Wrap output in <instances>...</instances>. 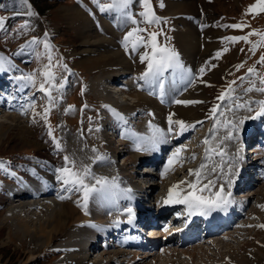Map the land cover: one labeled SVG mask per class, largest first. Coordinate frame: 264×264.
<instances>
[{
	"label": "rangeland",
	"instance_id": "1",
	"mask_svg": "<svg viewBox=\"0 0 264 264\" xmlns=\"http://www.w3.org/2000/svg\"><path fill=\"white\" fill-rule=\"evenodd\" d=\"M150 2L155 15L161 18V24L159 25H149L144 22V18L140 15L141 12L145 11L143 0H132L126 10L113 8L105 11H101V6L112 3V0H100L99 5L94 3L93 0H27V3H24L23 0H0V16L6 18L5 25L0 30V57L4 58L3 68L5 67L8 70L10 68L16 69L22 76L33 72L37 73V88L42 78L39 70L48 63L47 55L49 52L54 57L53 63L58 61L61 65H67L69 70L64 71L62 68L53 69L58 77L57 83L61 82V78L64 82V88L61 90L62 98L61 93L53 92V95L58 97V99L57 103L51 106L48 120L53 135L60 143V149L55 146L49 136V128L45 121L40 116H36V122H33V110L27 108L28 104L35 102V112L42 113L44 108L48 106V101L44 93L38 91L37 88H33L27 81L22 80L25 91L23 99L26 102L24 103V100H20L24 106L20 111L18 110L19 113L17 111L7 112L9 115L0 113V120H5L4 122L6 123L3 128H9V126L13 128L8 131L10 138L0 143V162L4 165V167L0 168V264H57L53 254L55 245L43 248L40 243H37V240V242L31 241L28 236L23 234L17 220L14 218L16 216L17 218L37 223L41 218L42 220L49 218L50 210L59 206L61 199H58L57 191V195H49V193L47 198H33L34 185L39 184V180L35 179V177L46 173L47 169L51 168L52 163L58 168L64 167V157L68 156L75 162L77 170L87 167L90 171H92V168L99 171L102 165L110 166L111 168L103 167L104 172L100 173L103 177L124 176L123 186L134 189L135 193L138 189H143L142 192L146 190L145 194H147L151 193L153 189L152 196H149L151 200H149L147 205L152 206L156 211L162 205V202L168 198L169 190L173 188V185L179 184L175 191L179 192L181 196L187 194L190 189L188 184L196 177L189 174L190 169L200 170L202 163L207 164L206 170L208 167L209 170L212 169L213 159H211V154H208L210 157L208 160L204 161L201 158V153L208 149L204 143L206 138L209 140L211 136L212 144L214 140L219 141V130L223 128L224 124L227 133L230 132L228 134L232 138L222 141L227 144V146L225 145V148L227 147L226 152H232L238 145L236 141L238 137L240 138L242 126L247 122L250 123L256 120V114L261 111V105L255 102L264 101V92L256 90L245 92V89L253 85L255 88H264V84L261 83V79L264 78V63H259L261 55H264V43L260 42L261 35H264V12L248 11L249 6L256 4L257 0H150ZM215 16L218 19L221 18L222 22H216ZM129 17L137 20L139 22L138 25L133 24ZM234 24H241L243 27L239 29L225 27V25ZM102 25L105 27L102 28ZM183 25L187 32L191 33V36L186 34L184 39H182V33H185L183 32ZM135 27L147 28L148 32H161L162 30V34L157 36V43L160 46L174 49L179 54V60L183 64V70L170 69L169 72L163 74V84L165 86L170 84L169 86L173 91L169 95V103L162 106L156 102V108L153 107L154 110L150 113L146 112L144 117L148 116L147 120H159L158 117L161 119L163 117L162 123L157 122V124L164 127L168 115L172 113L167 112L168 114H163V116L161 114L162 111L176 108L179 104L175 101L179 98L190 94L187 97L188 100L185 98L182 101H202V103L180 104L187 105L188 108L193 107H191L192 109L189 112H179L180 116L176 115L178 111L174 112L173 120H183L186 124L195 125V132L191 133L184 142H179V147L173 143L166 145L165 143L168 141L166 137L159 140V144L171 147L166 157H173V162L176 163H172L173 169L168 173H162V170L166 166L168 167L167 163L163 161L156 165L150 164L148 166L139 163L136 168L127 166L125 160L128 157H126L124 152L125 156L123 153L118 155L112 152L115 148L119 149L120 152L123 149L122 146L118 145V143L123 142L120 137H117L119 132L116 131L114 133L108 130L109 128H101L104 125L117 127L116 129H122L123 127L122 124L115 120L116 118L109 108L105 107L108 106L106 103L110 106L116 105L117 112L119 114L123 113L126 120L128 117L140 129L145 128L147 120H142L144 118L142 116L144 109L132 106L134 103L136 105L139 103L138 98L133 95L136 93L144 94L148 97L150 95V98H153L154 101L159 100L162 95L157 90L155 91L158 82H153L152 84L139 79L141 74L147 69V61L141 63L140 57L145 52L151 54L150 47H139L132 52L130 46L126 51L123 44H119L118 47L114 48L110 45L108 47L111 48L106 47L107 49H105L102 46L103 43L95 44L94 42L105 36L109 39H113L114 36L116 38L119 37V42H122L126 34ZM224 28H227L230 33L223 35L222 30ZM103 29L110 30V32L105 35ZM148 32L141 33L146 40H148ZM250 33L257 34L249 35ZM233 36H248L249 42L243 40L232 42L222 39ZM34 38L37 43L29 45V42ZM85 40L92 43L84 44ZM44 41L51 45L50 50H46L43 47ZM192 41L195 46H189ZM180 42L184 45L183 47L180 46ZM197 42H199L198 47H196ZM185 43L188 47H185ZM254 44L257 45L255 52L252 51ZM185 48L186 51L184 52ZM225 48L228 51L225 52ZM88 49L93 51H88ZM106 50L122 52L124 59L131 64V67L127 70L128 72H125L127 74L125 77H123L124 63L111 65L98 60L101 55L107 52ZM217 52L221 53L219 57L216 56ZM241 64H243V67L238 69L237 65ZM201 67L205 69L204 73L199 71ZM250 67L254 68L257 74H249L248 69ZM188 69L191 70L192 78L187 81L185 70ZM109 76H113V79H109ZM241 77H244V79L241 80ZM120 78L123 82H126V87L123 88L122 84L117 83ZM233 80L236 81L235 84L231 83ZM45 86L47 87V85ZM129 87L136 88L135 94ZM121 88L124 91L119 92L118 90ZM229 88L235 89V91L230 92L224 101L218 100L217 97L221 93L228 91ZM131 91L133 94H131ZM194 94L195 97L191 98ZM116 98L119 102H116ZM242 104L246 106L238 107ZM144 105H146L147 111L153 106ZM216 105H220V107L215 117L210 118V110ZM72 106H74V110H70ZM249 106L252 108L251 112L249 111ZM26 108V114H22L21 111L25 112ZM13 112L18 115L11 114ZM10 115L16 116L21 120L20 122L22 123L20 125L29 130L26 135L24 134L23 136L19 131V127H15L16 125L5 117ZM130 115H133V118ZM226 116H228V119ZM260 116L264 117V115ZM241 120H243V123H241ZM200 121L203 123H197ZM221 122L224 123L222 124ZM166 126L167 128L169 127V125ZM216 127L218 128V133ZM131 128L132 130L135 129V127ZM208 130H213V133L210 134ZM172 132L170 139L177 136L176 130H172ZM145 135L148 138L151 137L148 131L145 132ZM22 136L26 138L24 141L18 138ZM89 137L92 143L87 144L85 139L87 140ZM75 140L79 144V149H83H80L81 151H89L91 156L96 155L95 163L94 161L91 162L92 166H90V163L84 162L85 166L83 162H81L83 166L80 163L81 158L84 156L78 152L79 149L78 151L73 149L75 148L73 144ZM163 141L166 142L164 143ZM213 147L212 149L216 150ZM109 148H112V151ZM179 148L181 150L177 152ZM131 154L133 155L132 157L137 155L134 152H131ZM138 155V157L141 156V154ZM98 156H103L106 159L98 160ZM193 156H195V159H193ZM128 162L130 161L128 160ZM214 162L217 164L216 161ZM224 164L228 166V169L229 165H232L230 168L234 166V163L231 162ZM15 171H19L20 174L26 177L24 179L27 182L22 181V183L25 182L23 184H27L25 185L26 188H24L27 192L30 190L29 192L33 193L31 194L32 197H27L25 201L24 199L20 200L16 195L14 196L12 192L10 198V192L7 190V188H11L14 191L17 187L19 188L15 180H19V178ZM96 172L93 171V173ZM217 172L219 173V170ZM209 179L217 181L214 175L207 179H203L202 176L201 181ZM10 181H13L14 185L10 184ZM182 181L184 183H181ZM85 182L89 185L95 184V180L90 178L89 181L86 180ZM224 183L225 181L222 184ZM152 184L154 187L151 189L149 186ZM57 185L61 187L62 184L59 182ZM220 185L219 183L216 184V186ZM253 187L247 188L244 185L243 190L233 194L238 199L244 198L249 194L251 196L249 198L252 200L246 203V215L231 230L217 236V243H214L213 247L210 244L195 243V245L190 246L191 249L197 245H200L199 247L202 245L204 248H198L197 255L193 257L191 255L188 256V254H182L185 250L190 252V248L178 247L179 254L173 250V252H169V248L175 247L171 245L167 248L168 250H161L162 253L157 254V256H151L148 260L146 259L147 264H240V258L250 253L259 254L263 258L264 251L262 252L261 250L264 249V179L257 182L255 188ZM230 188L225 191H229ZM93 195L95 193L89 198L93 199ZM36 199L39 202L34 201ZM22 203L31 205L38 203L44 209L40 211L37 206L36 208L35 206L20 208L23 205ZM14 206L19 208L12 213L11 207ZM251 206L252 210L250 211ZM87 207L90 208L88 204ZM252 212L254 214L249 215ZM5 218L7 219L5 220ZM72 229L69 231L70 234L76 235ZM86 233L89 232L86 231ZM225 234L229 235L228 239L226 238L227 240L223 239ZM218 241L219 245H217ZM75 243L78 248L81 240H77ZM79 248L82 250V247ZM82 254H85V252ZM105 255L106 252L104 253L103 251H91L86 257L90 261L88 262L89 264L96 262L93 261L95 259H97L99 264H104V262L105 264L125 263L122 258H114V262L108 263L109 258H107V255L105 257ZM32 256L35 257L33 260L30 259ZM101 257L103 258L102 260L100 259ZM248 259L250 258L248 257ZM250 260L254 264H264L261 260Z\"/></svg>",
	"mask_w": 264,
	"mask_h": 264
},
{
	"label": "bare ground",
	"instance_id": "2",
	"mask_svg": "<svg viewBox=\"0 0 264 264\" xmlns=\"http://www.w3.org/2000/svg\"><path fill=\"white\" fill-rule=\"evenodd\" d=\"M182 11H184V10H182ZM103 27H105V26L102 25V28ZM103 31L105 32V35H107L106 33H109L110 32V30H105V29H103ZM183 32H185V33L184 34L182 33V39H184V36L186 34H190V36H191V33H188L187 32V29H185L184 25H183ZM185 40H184V42H185ZM188 40H190V39H188ZM94 42H95V44H98L100 42L103 43L102 46L105 47V49L111 48V47H113V48L114 47H118L119 44H122V42H119V37L116 38L115 36H114L113 39L106 38V36H105L104 38H100L98 40H95ZM83 43L84 44L85 43L88 44V43H92V42L85 40ZM193 43H194L193 41L190 42L189 43V46L190 45H193ZM179 44H180L181 47L184 46V45H182L181 42ZM110 45H112V46L111 47H108ZM193 46H195V45H193ZM198 46H199V42L196 43V47H198ZM130 47H131V45H130ZM185 47H188L186 43H185ZM190 49H191V47H190ZM88 51H93V50H91V49L89 50L88 49ZM106 51L107 52H105V54L101 55L100 58H98V60H101L105 64H111V65L112 64H116V63H124L125 65L123 66L124 67L123 74L124 75H127L125 72H128L127 70H128L129 67H131V64L127 60L124 59L125 57L122 55V52H120V51H113L112 52V51H109V50H106ZM183 51L185 52L186 51V48ZM169 70L170 69H168L166 72H169ZM180 74H182V73H180ZM176 76H177V74H176ZM178 76H179V74H178ZM108 78L109 79L110 78L113 79V76H109ZM169 85H167V86L164 85L165 92H164V95L162 96V99L164 101L163 102L164 105H166L165 103H169L168 100H170L169 99V95H171V91L172 90H171V87ZM156 86H157V91L159 90V92H161L158 83L156 84ZM129 89L132 90L134 92V94H135L136 88L134 89V88L129 87ZM137 89H139V88H137ZM122 90L123 89L121 88L118 91L120 92ZM132 91H131V94H133ZM155 91H156V88H155ZM24 93H25V91H22V90H19L18 93L17 92H13L12 94H10V92L8 90H6V92H3V95L0 96V113H7V112H12V111H14V112L17 111V113H19L18 110L20 111V109L23 106V102H21L20 100H24V99H22ZM121 93H123V92H121ZM188 95H190V94H188ZM188 95L183 96L182 98H179L178 100L182 101L183 99L187 98ZM133 96H135L136 98H138L139 103H138V105H136L134 103L132 106H134V107L136 106L137 108L140 107L141 109H144V112L142 113V116L143 117L145 116V113L146 112H149V113L152 112L154 110L153 107L156 108V104L157 103L152 98H150V95L148 97V96H145L144 94L136 93ZM194 97H195V94L191 98H194ZM187 100H188V98H187ZM110 101H112V100H110ZM116 102H119V101H117V98H116ZM24 103H25V100H24ZM106 104L108 106H110L108 103H106ZM144 104L153 105V106H151L149 108V111H147L146 105H144ZM139 105H141V106H139ZM179 105L176 108L164 109L161 114L162 115L163 114L166 115L167 112L174 113V112L178 111L176 113V115L180 116L179 112L186 113V112H189L190 109L193 108L192 106H191L192 108L191 107L188 108L187 105H180V106ZM120 106H121V104H120ZM18 107H20V108H18ZM110 108H113V105L110 106ZM162 108H164V107H162ZM229 111H228V113H229ZM14 112L11 113V114H15ZM7 115H9V114L7 113ZM15 115H18V114H15ZM5 117L8 120H11L14 123V125H16L15 127H17V126L19 127V131H20L21 134H23V136H24V134L26 135L29 132V130L27 128H25L24 126H21L20 125V123H22V122H20L21 120L19 118H17L16 116L10 115V116H5ZM226 117L228 119V116H226ZM146 118H148V116L144 117L142 120H147ZM158 119L160 121L159 120H155V119L147 120V124L145 123L146 124V127L143 128V129H140L139 126H138V129H139V130L137 129L138 133L132 132V130L130 129L129 126H125V128L123 129L124 136H125L126 140L131 139V140H133V142L125 143V146L126 147H122L124 149H122L121 152L117 148H115L116 150L113 149L114 151H112V148L113 147L111 149L109 148L110 151L115 152L118 155H120L124 151L126 157H128V159L125 160V163L127 164V166H133L134 168L138 167L139 163L141 162V161H138L139 160V157H138L139 155L137 154L136 156L132 157L133 155L131 154V152L136 153L135 151L140 150L142 152H146V156H149L150 155V152L152 150L151 147H150V145H151L150 138L153 137V134L155 133L156 129L163 130V134L166 137H169V134H168L169 133L168 132L169 127L167 128L166 125L163 127L160 124H157V122L158 123L159 122L162 123L161 121H162L163 117H162V119L160 117H158ZM115 120H117V119H115ZM217 120H219V119H217ZM217 120H214V121H217ZM221 120L223 121V119H221ZM261 120H263V117H261ZM4 121L5 120H0V143L1 142H4V140H7L8 138H10V136H9L10 133L8 131H9L10 128H12V126H9V128H5L4 129L3 127H5V125H6V123ZM221 123L223 124L224 122H221ZM187 124H191V123H187ZM222 124H220V125H222ZM210 125H211V123H210ZM189 130L190 129H188L183 136H180L179 135L178 138L176 139V141L185 140V138L188 137L189 134H190V131ZM147 131H148V133L151 134V137L150 138H148L145 135V132H147ZM214 133H216V132H214ZM217 133H218V128H217ZM228 133L230 134V132H228ZM228 133L226 131V126L224 127V124H223V128H221L219 130L220 139H219V141H215L214 140V142H213V144H214L213 146L214 147L213 148H215L216 150H221L222 149V151H224L225 145L227 146V144H224L223 143L224 141H222V140H224V138L227 135L229 136ZM213 135H215V134H213ZM216 135H218V134H216ZM23 136L22 137H18V138H21V140L24 141L26 138L23 137ZM85 141H86L85 143H87V144L92 143L90 137L87 140L85 139ZM163 142L165 143L166 141H163ZM199 143H200V141H199ZM73 144L75 145L74 146L75 148H73V149H75V150L78 151V149H79L78 142L75 140ZM197 146H198V144H197ZM193 148L195 149V147H193ZM80 149H79L78 152L81 153L84 156L83 158H81L80 163L81 162H83V163L84 162L85 163H90V166H92V163L91 162L94 161V163H95L96 155H92L91 156L89 151L85 152V151H81L83 149H81V150ZM227 151H228V149H227ZM256 154L259 157V159L257 160V164L258 165H256V167H259V165L261 164V161H264V147L258 153H256ZM150 157L151 158H149V160H148L149 163H156L157 162L156 161L157 158H156L155 155H152L151 154ZM128 160L130 162H128ZM85 163H84V166L86 165ZM173 164L168 168L169 170L167 172H169L171 169H173ZM167 165L169 166V164H167ZM82 166H83V164H82ZM97 167H98V165H97ZM103 167H105V168H111L110 166L107 167V166L102 165V167H100V169H99L100 172L98 170L92 168L91 169L92 170L91 171L92 176H94L96 178L103 177L102 174H100V173L104 172V168ZM56 169H58V167H56L52 163L51 164V168L47 169L46 173H42V175L35 177V179H38L39 182H41V184L42 183L44 184V185H41V186H38V187H42V189L44 188V190H45L44 192H46L47 194L44 193V192H41V190L38 189L37 187L34 188V192L37 193V194H39V195L41 194L42 197H45V196H47L51 192H53V194L54 193L56 194V191H57L58 196H61V195L65 196V197H69L70 196V198H65L63 200H60L59 201L60 202L59 206L58 207H55V208H53V209L50 210V212H49L50 213V217L49 218H46V219H43V220L41 218L37 223H35V221L32 223L31 221H28V220H25V219H22V218H17L16 216H14V218L17 220L18 226L22 229L23 234L25 236H28L31 239V241H36L37 240L38 242L37 241L36 242L37 243H40V245L43 248H47V247L49 248V246L55 245V247L53 248V250H54V253L53 254L55 255L54 258L57 260V262H56L57 264H89L88 262H90V261H88L89 259H87L86 256H88V254H90L91 251L94 250V247L92 245H88V242L90 241L91 236L92 235L101 234V233H103L105 235L106 234L105 233L106 231H104L103 228H99V227L98 228L94 227V229L91 228L92 231H90L91 230L90 228L89 229H80V228H78V226H84V224H85V227H88V224L87 223L90 222V218H95L97 221H99L100 224L104 223L105 220L110 219V218H112L113 220L116 221V219L114 218V215L116 213L114 211H116L117 208H116V206H114V204L112 202V199L115 196L117 197L119 195V193L115 189H113V190H111V191H109L108 193H105V194L95 193V195H93V199H90L89 198L88 201H87V204L89 205L90 208L87 207V214H86L85 213V210L81 206H78V203H77V201H79L81 205L84 203V201H83V193L82 192H76V191H73L72 193H68V192H65L63 190L64 189V186L63 185H61V187H59L57 185L59 183V181L56 180V175H57ZM211 170L212 169L209 170V167H208L207 173L209 174V176L212 175ZM93 171H97V172L96 173H93ZM92 176H89L86 180L89 181V178L93 180ZM235 177L236 176H235L234 172H232L231 175H230V177H228V179L232 181L230 190H235V191L238 190L239 191V190H241L243 188L242 182L244 180V176L241 177L240 179H237V177L236 178ZM108 179L111 180V178H108ZM259 179H261V178H259ZM262 179H264V178H262ZM257 182H258V179L256 181H254V182H250V186L249 187H253L254 186L253 188H255L257 186ZM255 183H256V185H254ZM228 186L229 185L227 184V181H226V183L224 185L225 190L229 188ZM97 187H98V185H97ZM153 187H154L153 184L149 186V188H151V189ZM25 188H24V186H19V188L15 189L14 191L12 190L11 192H12V194L14 196L16 195V197H19L20 200H23L24 199V201H25V199L27 197L30 198V193L27 192V190ZM214 189H216L215 191H218L219 190V186H216ZM139 191H140V193H144V194H141L140 195L142 197L139 196V198H137V200H138L137 202L140 204V207H141V209L139 208V210H140L139 213H140V215H142V214H145L146 215V213H150V211H152V209H153L152 206L147 205V204H149V200H151L149 198V196H152L153 189H152V192L151 193H147V194H145V191L146 190H144V192H142L143 189L142 190H139ZM38 196H37V198H38ZM143 196H145V197H143ZM249 197H251V196H249V194H248V196L244 197L243 199L240 198V201L238 202V204L240 206L239 209L243 213H244L245 209L247 208V204H246L247 201H251L252 200ZM35 201H38V200H35ZM180 205L181 204H178V203H167L166 204L165 201H164V202H162V205H160V211H159V215L158 216L159 217L160 216L163 217L166 214H168V212L167 213H163L164 211H166L167 209L169 210L170 208H174V207L176 209ZM24 206L25 207H29V208L30 207H34V206L36 208V206H37V207L40 208L39 209L40 211H41V209H44V207L41 204H38V203H34V205H31V204H23V205L20 206V208H25ZM18 208L19 207H15V206L14 207H11V209H12L11 211H13L12 213H14L15 210H18ZM251 210H252V206L250 208V211ZM250 211H249V213H250ZM92 214H93V216H91ZM110 214H111V216H110ZM252 214H254V213L252 212L249 215H252ZM6 219L7 218H5V220ZM75 226H77V227L74 230L77 233H75L76 235H71L69 231H71V229L73 227H75ZM86 231H88L89 233H86ZM87 235H89V237ZM225 235H227V234H225ZM224 236H223V239L225 238L224 240H227L229 235H227L226 237H224ZM77 240H81V243H79V247H82V250L79 247L78 248L76 247V245H75L76 243L75 242ZM169 242H170L169 240H165V239H157L156 240V243L157 244L164 246L163 249L164 248H168V247L171 246L169 244ZM203 243L204 244H210L213 247V244L214 243H217V242H216V238H214V237H208L206 239H203V241L200 242V244H203ZM217 245H219V241H218V244ZM180 246H184V245H180ZM199 246L200 245L195 246V248H192L193 250L189 247L192 250V251L190 250V252L188 250L186 251L184 249L185 251L182 254L183 255L188 254V256L191 255V256L194 257V255H197L196 253L198 251V248H201V249L204 248L202 245H201V247H199ZM242 248H243V246H242ZM101 250H103V252H106V255L108 256L107 258H109V260H108L109 262L108 263H110L111 261L114 262V260H113L114 258H119V259L122 258L123 259V262H125V263H121V264H141V262H143V264H147L148 258H151V256H154V254H155V253H153V254L152 253H148V255L141 256L140 253H134V254H131L130 255L128 253H120V251L118 252V250H116V249H111L110 250V247L99 249V251H101ZM173 251H175V252H177L179 254V251H178L177 248H174ZM173 251H170V252H173ZM199 251H201V250L199 249ZM261 251L263 252L264 249L261 250ZM84 252H85V254H82ZM106 255H105V257H106ZM110 255H112V256H110ZM247 255L240 258V264H254V263L251 262L252 260H250V259H256L255 261L261 260V262H264V259H263L264 257L262 258L259 254L250 253V254H247ZM102 257L100 258L101 260L103 259ZM248 257L250 259H248ZM33 258H35V257L34 256L30 257L31 260H33ZM98 260H99V258H98ZM150 260L152 261V259H150ZM93 261H96L97 262V259H95ZM96 262H91V264H99V262H97V263ZM148 262H150V261H148ZM115 263L116 264H119L118 262H115ZM104 264H105V262H104ZM227 264H233V263H227Z\"/></svg>",
	"mask_w": 264,
	"mask_h": 264
},
{
	"label": "snow or ice",
	"instance_id": "3",
	"mask_svg": "<svg viewBox=\"0 0 264 264\" xmlns=\"http://www.w3.org/2000/svg\"><path fill=\"white\" fill-rule=\"evenodd\" d=\"M24 3H27V0H23ZM94 3L100 4V0H93ZM132 3V0H112V3L106 5V6H101V11L105 10H111L113 8H118L120 10H126L129 8L130 4ZM143 6L145 8L144 12H141L140 15L144 18V22L146 24H161V18L156 16L152 7H151V2L150 0H143ZM163 6V5H161ZM249 12H264V0H257L256 4L250 5L249 6ZM31 14V13H29ZM131 19V22L133 24L138 25V21L135 20L132 17H129ZM6 18L3 16H0V30L3 29L5 25ZM225 27H231V28H242L243 26L241 24H234V25H225ZM148 32L147 28H140V27H135L131 31H129L126 36L124 37L122 44L127 51L129 46L131 45L132 51H136L139 47H150L151 48V54L148 52H145L141 57V63H144L147 61V69L144 71L141 76L139 77L140 80H144L150 83L153 82H158L159 83V88L161 90V93H163L164 89V84H163V74L168 70V69H182L183 70V64L179 60V54L172 48H169L167 46H160L157 43V36L162 34L161 32L157 31H152L148 32V40L145 39L141 33ZM257 33H250L249 35H255ZM224 40H229L232 42L240 41L243 40L245 42H249L248 36H233V37H224L222 38ZM261 43H264V35H261ZM37 40L34 38L32 41L29 42V45L36 44ZM43 47L46 50L51 49V45L47 42H43ZM257 45H253L252 51L255 52ZM224 51H228L227 48L224 49ZM221 55L220 52L216 53V56L219 57ZM47 60L48 63L42 66V69H40V76L42 77L39 86L37 88V73H29L26 76H21L18 79L27 81L28 84H30L33 88H37L38 91L44 93V95L47 98L48 101V106L44 108V111L42 113L35 112V102H31L28 104L27 108H30L33 110V122L35 123V117L40 116L42 120L45 121L49 128V136L52 138L55 146L60 149V143L59 141L56 140L55 136L53 135L51 125L48 123L49 120V115L51 112V106L57 103L58 97L53 95V92L61 93V90L64 88V82L63 79L61 78V82L57 83V75L53 69L55 68H62L64 71H69L67 69V65H61L58 61L53 63L54 57L49 54L47 55ZM3 63H4V58L0 57V70H4L3 68ZM259 63H264V55H261ZM243 64L237 65V68H242ZM188 71L189 74H191V70H185ZM201 73H204L205 69L201 67L199 69ZM249 74H257L255 69L250 67L248 69ZM241 80L244 79V77L240 78ZM232 84H235L236 81L233 80L231 82ZM261 83L264 84V78L261 79ZM47 85V87L45 86ZM259 91V92H264V88H255L253 85L252 87H249L245 89V92H250V91ZM235 89L229 88L228 91L221 93L220 96L217 97L218 100L224 101L225 98L229 95L230 92H234ZM61 98H62V93H61ZM178 104H192V103H202V101H180L177 100L175 101ZM261 105V111L258 112L256 115H264V101H258L255 102ZM246 105H239L238 107H245ZM87 107V105H85ZM108 107L110 111L115 113L116 115L119 116V113H116L115 109H111L110 106H105ZM220 105L214 106L210 110V118H214L215 114L217 113L218 108ZM27 108L25 109V112L22 114H26ZM70 110H74V106L70 107ZM249 111H251V108L249 106ZM175 114L172 113L168 116V124H169V132H172V125L175 124L179 127V132L180 134H183L185 131L188 129L194 128L195 125H190L186 124L185 121L183 120H173L172 117ZM122 118V117H121ZM197 123H203L202 121L197 122ZM241 123H243V120H241ZM151 126V125H150ZM235 127V126H234ZM156 132L161 134V137L164 135L163 130L161 129H156ZM231 135L226 136L224 139H231ZM160 137L158 136H153L150 138V143L155 146V144L159 143ZM205 144L209 143V140L206 138L204 141ZM62 150V149H61ZM180 149H177V152H179ZM215 150L209 148L206 150V155L205 159L208 160L209 153L213 152ZM221 157V163L216 165L215 167L212 168L211 172L212 174H215L217 171V168L220 169L221 175H231V168L228 169V173H224L223 169V158L225 156V153L223 151H220L217 153ZM98 160H104L106 159L103 156H98ZM193 159H195V156H193ZM232 159V158H230ZM65 161V166L56 169V180L59 181L63 186H64V191L68 193H72L73 191L76 192H82L83 193V201L84 203L81 205L79 201H77L78 206H81L84 210L85 213L87 214V201L89 197L93 193H98V194H105L111 191V189L115 188L116 185V179L113 178L112 180H109L106 177H100L96 178L92 176V173L89 168L83 167L82 169L77 170L75 166V162L72 161L68 156L64 157ZM234 162V160H233ZM173 161L170 159L169 164L171 165ZM4 167L3 163L0 162V168ZM207 167L206 163H202L200 165V170H189L190 175L196 176V182L194 183H189L188 187L192 189V191H189L186 195L181 196L179 192H176L175 189L179 187V184L173 185V188L169 190L168 193V198L165 200V203H178V204H186L189 210V213L192 214L194 212H201V213H208L211 212L217 208H222L228 203H230V200L228 197L231 196L230 192H225L224 185L221 184L219 186V190L212 192V189L216 187V181L209 179L208 183L203 185V187L198 188L197 185L200 183L202 179V170ZM169 169L168 167H165L164 171L167 172ZM92 176V178L95 180V184L89 185L85 181L86 179ZM207 178V177H203ZM181 183H184L183 181ZM229 187H231L232 181L228 180L227 181ZM99 185V187H97ZM208 192L209 195L205 196L200 193ZM175 197V198H174ZM65 198H70L65 197L61 195L59 199L63 200ZM126 212L130 216V222L131 218H134V212L131 208L126 209Z\"/></svg>",
	"mask_w": 264,
	"mask_h": 264
}]
</instances>
